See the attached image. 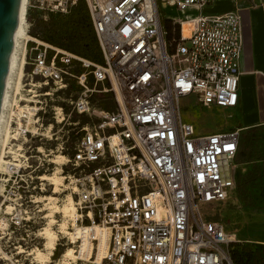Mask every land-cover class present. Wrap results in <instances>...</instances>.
<instances>
[{
  "label": "built area",
  "instance_id": "built-area-1",
  "mask_svg": "<svg viewBox=\"0 0 264 264\" xmlns=\"http://www.w3.org/2000/svg\"><path fill=\"white\" fill-rule=\"evenodd\" d=\"M78 1L28 0L27 12L33 8L48 20L50 14L68 15ZM214 1L86 0L102 64L61 49L48 60L46 46L35 42L30 48L31 76L57 90L71 84L81 89L71 101L77 114L97 112V93L115 99L113 111H100V122L83 127L63 164L75 224L107 230L101 264H233L236 235L206 219L203 208L231 197L240 129L215 126L205 133L184 120L181 107V100L191 97L197 106L223 112L239 105L242 20L238 11L205 14ZM168 8L190 15L173 17ZM166 16L173 24L171 37L162 24ZM74 60L84 69L80 75L72 71ZM41 111H35L34 124ZM25 117L11 126V146L3 155L0 233L24 229L21 239L35 241L44 229L37 196L45 164L30 163L36 156L26 145L40 136L41 127L31 130ZM41 155L46 162L51 154ZM68 228L57 233L74 245ZM91 241L96 258L98 240ZM91 258L85 261L96 264Z\"/></svg>",
  "mask_w": 264,
  "mask_h": 264
},
{
  "label": "rangeland",
  "instance_id": "rangeland-1",
  "mask_svg": "<svg viewBox=\"0 0 264 264\" xmlns=\"http://www.w3.org/2000/svg\"><path fill=\"white\" fill-rule=\"evenodd\" d=\"M166 12L173 17H177V18L182 17L183 19L187 18V16L190 15V12H178L172 8L166 9ZM34 13L40 14V18H43L42 12L36 11L33 8L28 9L27 17H26V22H27L26 30L28 34L30 30H33L35 28V24L30 20L32 18L31 15ZM56 16H58L57 20H64L65 16L67 15L60 16L57 14ZM24 38L25 37H21L18 41L19 47H17V53H18L17 65L12 73L13 75L11 79V85L9 88V98H8L9 102L4 109V118L1 125L0 174H2L4 167L3 155L5 156L7 154L6 151L8 147L11 146V134H10L11 126H16L15 122H18L19 119V116L17 114H14V112L17 111L18 107H26L28 105L29 107H33V106L38 108L43 107L45 110V113L41 111L40 121L36 124L33 123L30 125V129L33 131L36 130V127H41L39 130L40 136L36 140L26 145L29 146L30 144L33 149L30 155L36 156L30 158V163H33L34 166L40 163L45 164V167L41 171L42 173H40L41 176L52 175L54 174L57 168V165L53 162V160L55 161L58 155H63L64 157H66L68 154H71L73 152V148L75 147L80 137L79 133L82 131L83 127L87 123L100 122L101 117L99 112L103 111L100 107V104L102 102H105L108 106L115 107L116 103L112 97L105 99L103 93H97L93 98V105L94 108L97 109V112L95 113L92 112L91 114H83V115L77 114L75 111H73L71 101L76 98V96L79 94L81 89L76 84H71L66 89L57 90L54 89V87L51 84L49 85L44 84V79L41 76H31L30 75L31 66L29 64L30 48L28 47V44L29 42H33L34 43L33 46H35V44L37 43H35V41H27ZM38 40L43 42L40 39ZM26 43H27L26 63L23 68L24 74L21 79V87H20L21 91L20 94L16 95L17 82L19 80L20 58ZM52 47H47V51L50 50L54 52L59 49V48L55 49L56 47L55 48ZM30 90H33L35 92L30 94L31 93L29 92ZM34 93L39 96L37 98H34L33 97L35 95ZM110 96H112L111 93ZM181 107L184 113V120L194 123L197 129L199 130L203 129V132L205 133H207L205 129H210L211 127H215V126L219 127L220 129L234 127L227 125L228 123L235 122L237 119L236 117H232L230 115L229 110L225 115L222 110L217 108H202L201 106H197L196 104L191 103V99L181 100ZM59 108H62L63 110L60 111ZM59 112H61V114ZM23 114L27 115L26 112ZM35 122H37V117H35ZM8 128H9L8 141L4 143L5 134ZM46 135H50L51 139L45 138ZM244 139H246V137ZM40 147H42L43 151H39ZM42 152L51 154L50 156L46 157V162L42 160L43 158V155H41ZM38 154L41 155L40 156L41 160H38V156H37ZM63 161L65 162L66 159H63ZM62 165H60L61 168ZM44 170H46V173L43 172ZM63 170L64 171H62V173L65 176L68 175V169L65 165H63ZM68 183L69 182H67V184ZM42 187L43 189L38 193L37 200H41L42 198L47 196H54L53 191L55 187L50 185L49 182H44ZM1 188L2 187L0 185V193H1ZM68 188H69V184L68 187H63L65 192L55 195L56 197H58V200H56L57 204L55 205V207L58 206L59 208H61L63 206L65 200L67 199V195L70 194V190ZM0 203H1V199H0ZM39 205L40 208L44 209L40 214L45 215L44 225H43L44 229L42 230L43 232L42 235L38 237V239H36L35 241L29 239L23 241L21 238L25 236L24 229L14 231L13 233H9V234L6 233L4 235L0 233V264H37V262L34 261L33 257L29 255V253L34 250L44 248L45 240L43 239V237H44L45 229L49 225L48 222H50L51 220V218L48 217V215H50L51 213H53V218L57 221V224L53 226V229L56 232H58V230H61L60 224L64 221L62 214L54 213V211L58 208H53L52 206L47 205V202L44 201L40 202ZM239 207H241V203L235 201L232 204L229 203L227 205H223L219 207L214 206L212 207V209L206 207L203 208V211L204 214L206 215V219L209 218L210 220L213 221H222V220L224 221L225 220L223 215L224 208L238 209ZM255 212L260 213L262 211H255ZM236 216L238 217V215H235V218ZM71 223L72 222L69 223L70 226L68 227H71ZM227 223L230 226L231 225L233 226L232 231H238L239 233L238 239H240V236H245V235L248 236V233L249 235L255 237L260 235L262 237L264 236V230H263L264 228H260L254 223H251L250 221L246 220L243 217V215H241V217H239L237 221L229 220L227 221ZM65 231L67 230H61L62 233H64ZM57 234L59 237L57 238L56 241V248L53 252V255L51 256L53 262L59 261L61 255L65 252L67 248L72 247L75 250H78L79 249L78 246L80 245L79 242L73 245L70 242H67L65 238L62 239L63 235L59 233ZM246 245L248 244L237 243V245L235 246V250L239 251L240 254H243L242 248ZM57 248L60 254L59 257H54V253ZM76 264H91V263L86 262L84 260L83 262L77 261Z\"/></svg>",
  "mask_w": 264,
  "mask_h": 264
},
{
  "label": "crops",
  "instance_id": "crops-1",
  "mask_svg": "<svg viewBox=\"0 0 264 264\" xmlns=\"http://www.w3.org/2000/svg\"><path fill=\"white\" fill-rule=\"evenodd\" d=\"M231 11H238L241 16L244 49L240 62L242 75L239 83V105L236 109H229L230 115L237 119L233 123H228L227 126L240 129V141L238 153L234 160L236 165L235 187L227 201L214 206L219 207L237 201L241 203V207L238 209L224 208V221H213L209 218L208 220L223 224L226 231L236 235L238 239V231H232L233 226H230L227 221H237L243 215L246 220L264 228V208L258 209L243 204L238 182L239 178H246L251 175L256 164L264 168V0H215L203 12L222 15ZM165 18L169 20L171 24L169 29H171L172 20L169 19V16ZM184 99H191V103H194L192 97ZM227 111L224 112L225 115ZM216 129L211 127L205 130L212 132ZM244 135L246 139H244ZM214 206L208 208L212 209ZM255 211L262 212L256 213ZM235 215L238 217L235 218ZM238 243L264 245V236L255 237L248 233V236H240Z\"/></svg>",
  "mask_w": 264,
  "mask_h": 264
},
{
  "label": "bare ground",
  "instance_id": "bare-ground-1",
  "mask_svg": "<svg viewBox=\"0 0 264 264\" xmlns=\"http://www.w3.org/2000/svg\"><path fill=\"white\" fill-rule=\"evenodd\" d=\"M27 4L28 0H21V5H20V10H19V15H18V21L15 29V34H14V41H13V46H12V51H11V57H10V63L8 67V73H7V78H6V83L4 87V92H3V97H2V102H1V110H0V131H1V125L3 122L4 118V109L6 105L8 104V98H9V88L11 85V79H12V73L17 65V47L18 46V41L21 37H25L27 41H35L38 42L44 46L47 47H52L49 44H46L44 42L39 41L36 38L31 37L26 30L27 22H26V17H27ZM188 31V26H185V32ZM55 48V47H52ZM19 49V48H18ZM57 49V48H55ZM26 63V47L23 48L22 55L20 58V64H19V80L17 82V89H16V95L20 94V87H21V79L23 77V68ZM33 84V83H32ZM35 86V85H34ZM16 88V87H15ZM30 94H32L33 90H30ZM35 94V93H34ZM49 94V93H47ZM39 95L35 94L33 97L37 98ZM27 99V98H26ZM19 100V99H18ZM38 110V107H29L28 105L26 107H18L17 111L14 112V114H17L19 116L18 123L23 124L22 117L23 113H27L25 115L26 117V122L28 125H31L35 123V111ZM61 114V112H59ZM62 121V120H61ZM60 121V122H61ZM9 137V128L6 131L5 134V139L4 143L8 141ZM45 138L51 139L50 135H46ZM39 151H43L42 147L39 148ZM63 159L65 157L63 155H58L57 159L54 161V163L57 165L56 171L52 175H42L41 180L44 182H49L50 185L54 186V196H47L42 198L41 200H38L40 202H47V205L52 206L53 208H58L54 211V213H61L63 217V222L60 224L61 225V230H67L69 223L72 222L73 225L72 227V239L74 242H79L80 245L78 246L79 249L75 251L74 248L69 247L65 250L63 253L61 259L57 262L52 261V254L56 248V241L57 238L59 237L57 232L53 229V226L57 224V221L53 218V213H49L48 217L51 218L48 227L45 229L44 232V237L43 239L45 240V245L43 249H37L29 253L30 256L33 257L34 261L37 262V264H71L70 260H73L72 264L75 263L77 260H89L91 258V255L93 253V248L94 244L91 241V238L94 237L95 240H98V250H97V256L96 258L92 257L91 261H93L96 264H101L103 256L105 254L106 248H107V230L105 228H102L100 226H88V227H80L75 224L77 214H76V206H75V200L74 198L68 194L67 199L65 200V203L61 208L58 206L55 207L57 204L56 200H58V197H56V194H61L62 192H65L63 187H68V176L64 175L62 173V168L60 165L64 164ZM72 183H74V179L70 178ZM54 210V209H53ZM48 214V213H47ZM21 252V251H20Z\"/></svg>",
  "mask_w": 264,
  "mask_h": 264
},
{
  "label": "trees",
  "instance_id": "trees-1",
  "mask_svg": "<svg viewBox=\"0 0 264 264\" xmlns=\"http://www.w3.org/2000/svg\"><path fill=\"white\" fill-rule=\"evenodd\" d=\"M57 14H50L48 20L40 18V14H32L31 22L35 24V28L29 31V34L35 38L42 40L56 48L72 53L80 58L89 60L96 64L103 63V55L99 46L90 12L86 0H79L74 9L65 16L64 20H57ZM62 16L61 14H58ZM30 17V16H29ZM162 24L168 31V36L173 35L171 24L165 17ZM34 43L29 42L28 47H33ZM50 49V48H49ZM54 52L48 50L47 56L50 60ZM81 62L73 61V65H77L72 71L80 75L84 69L80 66ZM90 82L93 78L90 77ZM107 99L110 93H103ZM115 100V99H114ZM104 111H113L115 107L108 106L105 102L100 104ZM83 135V131L79 136ZM238 182L241 189V197L243 204L258 209L264 208V168L256 164L254 172L246 178H239ZM237 243L231 245V258L233 264H264V245L248 244L242 248L243 254L235 250ZM59 250L56 249L54 257H59Z\"/></svg>",
  "mask_w": 264,
  "mask_h": 264
},
{
  "label": "water",
  "instance_id": "water-1",
  "mask_svg": "<svg viewBox=\"0 0 264 264\" xmlns=\"http://www.w3.org/2000/svg\"><path fill=\"white\" fill-rule=\"evenodd\" d=\"M21 0H0V110Z\"/></svg>",
  "mask_w": 264,
  "mask_h": 264
}]
</instances>
